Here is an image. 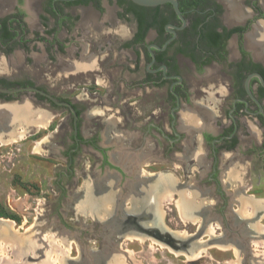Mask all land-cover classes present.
<instances>
[{"label": "flooded vegetation", "instance_id": "obj_1", "mask_svg": "<svg viewBox=\"0 0 264 264\" xmlns=\"http://www.w3.org/2000/svg\"><path fill=\"white\" fill-rule=\"evenodd\" d=\"M14 1L11 11L0 10V140L19 139L13 133L18 124L46 123L34 119L21 97L31 94L46 112L67 114L69 129L57 150L66 166L57 183L63 176L72 180L79 152L100 157L101 179L87 181L68 203L101 226L100 245L83 250L88 260L59 250L63 264H133L122 242L145 237L189 253L202 245L227 252L223 264H264V199L248 194L253 173H264V0H178L180 16L170 4L147 8L129 0H45L41 11L34 0ZM103 2H111V13ZM75 8L98 13L85 12L81 35L92 39L78 52L69 48L60 66L66 76L80 77L84 99L58 95L33 80L40 62L51 64V46H64L51 37L74 24L66 11ZM104 13L108 26L97 17ZM136 13L145 15L142 23ZM121 66L129 83L119 78ZM29 67L25 77L15 76ZM97 86L111 91V104L88 94L95 87L98 94ZM122 90L128 92L123 107L142 112L131 130L124 128L128 117L119 114L93 123L102 104L119 108ZM125 152L131 159L126 164L120 160ZM141 163L164 167L141 174L135 169ZM175 168L182 175L178 182ZM173 193L180 215L197 227L187 239L173 238L164 224V201ZM63 228L64 241L84 235ZM203 234L207 241H199ZM33 239L32 246L29 240L18 244L16 264H51V239Z\"/></svg>", "mask_w": 264, "mask_h": 264}, {"label": "rangeland", "instance_id": "obj_2", "mask_svg": "<svg viewBox=\"0 0 264 264\" xmlns=\"http://www.w3.org/2000/svg\"><path fill=\"white\" fill-rule=\"evenodd\" d=\"M44 1L45 0H34L33 4L35 8L41 11ZM14 4V0H0V10L7 13L11 11ZM103 5L107 9L106 12H108V14L111 13V2L108 4L103 2ZM85 12L90 14L92 12L91 8H75L66 11L74 24L70 25L69 28L62 29V27H60L53 38L51 37V42L55 39L58 40V43H56L57 45H59V43L64 45L61 49L62 51H57L56 46H51V64L48 62H40L38 66V75H33L34 82L41 86L51 88V91L58 95L73 97L75 95L83 97L82 95H84V87L80 84V77L66 76V74L62 73L60 66L62 62L66 61L69 48L78 52L80 51V44L88 43V39H92L88 36L86 40V38L81 35L82 29L80 23H82L84 19L83 15L86 14ZM92 13L98 14L95 12ZM105 14L106 13H104L103 18L99 15H97V17L105 26H108L107 21H105ZM51 27H57L53 20H51ZM89 33L92 34L93 32ZM92 44L94 45L95 43ZM120 62L122 64L124 60L120 59ZM30 67L27 68L26 71L24 68H21L15 76L25 77L23 76L24 73H31L33 70ZM123 70L124 68L121 66L119 69V78H126L127 83H129L131 78L124 77L122 74V72H124ZM7 71L13 72L14 70L12 71L9 69ZM122 88L121 85L120 89ZM89 91L94 95L93 97H101L111 104L112 94L108 95L109 97L107 96V94H110V90L106 91L98 87V94H95V91H97L95 87L88 90V94ZM127 93L128 92H124V90L120 92V109L118 108L114 112L110 106L102 104L103 108L100 111L98 110L99 117L94 118L92 122L95 123L94 121H98L99 123L101 115L105 118L107 115L112 117L119 114L120 116H127V120H130L127 122H131L130 124L125 123L126 127L124 128L128 127L129 129L131 126H134L132 121L138 118L142 112H140L139 115L136 109L123 107L122 98ZM21 97L29 104L30 110L35 111L36 118L34 119L39 121L40 119H45L46 123H33L31 126H28V128L18 124L13 133L21 136L19 139L15 140V138L11 137L7 141L0 140V229L7 237L2 238L0 236V264H16V262L19 261V257L15 256L18 244L24 245L23 243L29 240L28 246H31L34 244L33 237L35 236L41 239H51L53 244V246L51 244V248H53L51 250V259L53 260L51 264H63L60 253L58 252L59 250L66 252L69 257H84L88 260L91 255L89 256L85 254V252L87 250V253H91L99 247L100 243H98L97 236L99 235V231L103 229L98 223L93 221L91 217L86 215H84L85 217H80V214L75 209L76 207L72 206L73 204L68 205V203L69 200L73 198L74 193L79 191L87 181L91 179L99 181L101 179V170L99 169L100 157L90 150L79 152L75 155V162L72 166L74 171L72 180L69 181L63 176L61 181L57 183V173L60 170H64L66 166L65 159L59 157L60 155L57 153V150L58 148L61 149L64 142L63 139L66 137L69 129L67 114L64 110L46 112L43 107L37 106L36 102L34 103L31 94H23ZM84 98L85 97H83V99ZM15 101L19 102L20 97H17ZM130 101V97L126 99L127 103H130ZM142 120L143 117H141L139 121L143 123ZM30 133L34 135H29L28 137ZM135 141L136 140H134V142ZM104 146L111 151V144H104ZM127 147L129 146L127 145ZM112 150L119 151L120 149L113 148ZM121 158V162L125 164L129 163L131 160L129 159L130 155H127L126 152ZM185 162L186 161H184V163ZM163 167L164 165L158 163H141L138 166L137 164L135 165V169H137L138 173L142 174L146 172L151 175L161 171ZM167 167L172 166L168 165ZM185 168H187V166H185ZM175 171L178 176V182L181 180L180 178L182 175L177 168H175ZM252 176L253 188L248 194H253L256 198L264 199V173L263 176H261L255 171ZM128 178L127 176V180ZM190 178L191 180H195V175H191ZM190 183H192V181ZM176 201L177 196H174V193L166 197L164 201V224L167 230L171 232L173 238H178L181 235V237L187 239L188 235L196 233L197 227L187 223L183 219L179 213V211L181 212L182 210L181 204L177 206ZM96 211H98L97 207ZM88 215H90L89 212ZM62 217L65 223H61ZM259 224L264 227V218ZM63 226L68 229H79L84 232V235H80V239H75L77 235L73 233L74 238L68 237L67 241H64V239H62L64 235H61L63 234ZM60 235L62 237H60ZM207 240V235H200L199 241ZM45 248L46 250L50 249V245ZM121 248L130 252L133 264H191L189 261L194 259L197 260V264H223L221 261L228 256L227 252L207 248L204 247V245H202L199 250H193V253H189L180 249H174L167 244L148 237L142 239H126L122 242ZM235 263H237L236 260L233 261V264Z\"/></svg>", "mask_w": 264, "mask_h": 264}, {"label": "water", "instance_id": "obj_3", "mask_svg": "<svg viewBox=\"0 0 264 264\" xmlns=\"http://www.w3.org/2000/svg\"><path fill=\"white\" fill-rule=\"evenodd\" d=\"M133 4L140 7H156L163 4H170L174 10V12L180 16L178 10V0H129Z\"/></svg>", "mask_w": 264, "mask_h": 264}, {"label": "trees", "instance_id": "obj_4", "mask_svg": "<svg viewBox=\"0 0 264 264\" xmlns=\"http://www.w3.org/2000/svg\"><path fill=\"white\" fill-rule=\"evenodd\" d=\"M138 8V7H136ZM144 14L142 13H136V19L138 23H142V21H144ZM153 18H155V15H153Z\"/></svg>", "mask_w": 264, "mask_h": 264}, {"label": "bare ground", "instance_id": "obj_5", "mask_svg": "<svg viewBox=\"0 0 264 264\" xmlns=\"http://www.w3.org/2000/svg\"><path fill=\"white\" fill-rule=\"evenodd\" d=\"M21 112H23V113H22L23 116L26 115V112H24V111H21ZM20 115H21V114H20ZM41 118H42V117H41ZM152 193H153V192H152ZM186 205H187V204H186ZM0 234H1V233H0ZM22 240H23V239H22ZM31 246H32V245H31ZM47 250H48V249H47Z\"/></svg>", "mask_w": 264, "mask_h": 264}]
</instances>
